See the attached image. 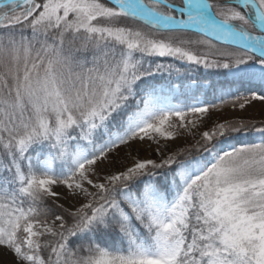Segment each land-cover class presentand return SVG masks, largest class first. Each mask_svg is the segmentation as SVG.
<instances>
[{
  "label": "snow or ice",
  "instance_id": "obj_1",
  "mask_svg": "<svg viewBox=\"0 0 264 264\" xmlns=\"http://www.w3.org/2000/svg\"><path fill=\"white\" fill-rule=\"evenodd\" d=\"M0 264H264V0H0Z\"/></svg>",
  "mask_w": 264,
  "mask_h": 264
},
{
  "label": "rangeland",
  "instance_id": "obj_2",
  "mask_svg": "<svg viewBox=\"0 0 264 264\" xmlns=\"http://www.w3.org/2000/svg\"><path fill=\"white\" fill-rule=\"evenodd\" d=\"M260 108L261 106L259 104H256L254 108L249 109V113L256 115L257 117H259L260 115Z\"/></svg>",
  "mask_w": 264,
  "mask_h": 264
}]
</instances>
